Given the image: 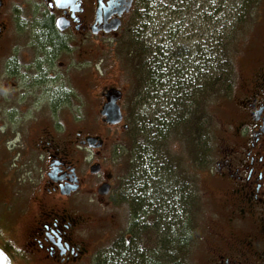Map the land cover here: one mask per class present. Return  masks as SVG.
<instances>
[{"label":"flooded vegetation","instance_id":"1","mask_svg":"<svg viewBox=\"0 0 264 264\" xmlns=\"http://www.w3.org/2000/svg\"><path fill=\"white\" fill-rule=\"evenodd\" d=\"M136 4V0H0V51L7 45L19 48L21 42H26L29 48L46 50L40 56L43 62L55 59L56 51L70 42L64 35L85 39L118 32L134 13ZM58 18L65 21V29L57 28ZM117 21L119 25L113 29ZM47 23L62 45L57 50L52 44L40 45L39 36ZM12 63L3 71L7 78L25 75ZM30 80L34 92L21 91L19 95H7L4 82H0V247L12 264H37L39 259L54 264L83 261L89 256L83 244L91 232V221L86 217V203L78 198L85 194L87 186L91 187L92 176H100L101 165L90 161L84 167L77 159L82 146L89 148L84 143L87 137L78 138L77 133V143H60L49 130L41 128L43 118L50 119L49 128L55 127L54 118L62 111L60 104L67 105L69 95L65 93L61 100L46 87L48 94L41 100V87L35 92L38 79ZM237 81L229 96L233 93L239 101L225 129L230 132L213 148L210 169L205 171L214 187L225 195L217 206L208 237L199 242L202 247L209 241L206 250L200 251L197 264H264V63L252 77L239 79L240 88L236 87ZM110 90L102 92L105 101ZM122 95L120 92L117 103ZM118 105L123 122L129 108ZM153 107L154 101L151 110ZM155 110L158 109L152 111ZM27 115L33 119L30 124L25 119ZM127 127L124 121V131ZM93 166L98 167L97 172L91 171ZM98 183L108 187L106 195L115 184L111 181L109 185L103 179ZM43 198L46 206L37 215L34 210ZM30 218L33 227L23 236L22 221ZM127 224L126 221L120 230L116 228L117 236L133 237L140 247L144 241L139 240L137 224L131 232H127ZM14 245L24 246L23 255ZM148 248L153 257V247Z\"/></svg>","mask_w":264,"mask_h":264},{"label":"trees","instance_id":"2","mask_svg":"<svg viewBox=\"0 0 264 264\" xmlns=\"http://www.w3.org/2000/svg\"><path fill=\"white\" fill-rule=\"evenodd\" d=\"M260 2L216 0L209 5L203 0L201 5L200 0H136V12L116 40V57L128 68L134 92L128 102L124 140L116 142L112 154L119 167L113 191L115 200L127 207V232L137 224L140 242L153 237L155 245L151 257L147 243L137 247L133 237L117 236L98 251L94 264H192L190 249L198 226L194 178L197 171L206 170L211 146L203 114L206 103L228 93L232 55L238 50L233 37L255 20ZM205 3L210 12L233 14L235 24H229L233 41H227L220 28L214 41L205 39L195 53L194 44L175 40L185 37L189 28L183 24L185 14L191 25L202 15L207 19V9H200ZM153 7L166 11L162 12L169 26L164 27L166 21L159 19L163 13L153 12ZM152 25L162 38H150ZM43 30L41 46L52 44L56 50L62 46L49 23ZM35 52L41 55L46 50L35 46ZM207 92L213 95L210 102ZM153 101V109L158 110H151Z\"/></svg>","mask_w":264,"mask_h":264},{"label":"rangeland","instance_id":"3","mask_svg":"<svg viewBox=\"0 0 264 264\" xmlns=\"http://www.w3.org/2000/svg\"><path fill=\"white\" fill-rule=\"evenodd\" d=\"M211 1L214 4L216 3V0H206L209 5ZM202 2L200 0L199 4L202 5ZM161 8L162 7H153L152 11L163 13L162 11L165 10L160 11ZM200 9L202 11L207 9V19H203L205 16L202 15L198 20H195L194 25H191L189 15L185 14L183 16V24L184 26L188 25L189 28L186 31L184 30L185 37L179 36V40H175L177 43L183 42L184 45L194 44L196 53L197 47H200V43L204 42L205 39H207V41L211 40V42L214 41V38L220 33V28H222V35H225V38L228 39L227 41H233L231 37L234 32L230 29L229 25L230 23L235 24V20L233 21V14L223 15L221 12H210L206 3L204 6H201ZM197 10H199V8ZM228 10H231V6H228ZM255 10V20L249 23L248 27L245 28L242 33H236L233 37L236 38L233 43L238 47V50L232 55V84L231 81H227L229 85L228 93L224 94L226 96L222 95L224 98H217L212 101L211 104L206 103V112L203 114V121L208 127L211 144L209 149L210 158H208L209 161L207 162L206 170L210 169L213 148H215V146L217 148L218 144L230 132V130L225 132V129L227 128V123L233 120L231 110H233L235 103L239 102L233 93L229 98L230 90L236 84L235 80L239 82L236 87L240 88L239 85L241 81H239V79L252 77L260 68V65L264 63V50L262 48L264 43V0H261L260 7ZM165 13L161 14L159 19H164L166 21L164 27H167L170 25V22L167 21ZM129 18L125 20L126 23ZM249 19L250 17L248 20ZM237 26L240 25L237 24ZM124 27L118 32L107 36L100 35L96 37L92 35V37L85 39L70 34L64 35L66 39L69 38L70 40L67 47L61 49V51L58 50L55 59L50 58L49 61L47 60L45 62L40 58L41 55L34 53L35 48H29L26 42H21L19 48H12L7 45L5 49L0 51V65H3L0 67V82H4V90L7 95H19L21 91L25 94L33 93L35 86L31 84V78L38 79L36 85L37 90L35 92L37 93L39 87H41L40 89L42 92L39 97L41 100H44L45 94H48V92L45 91L46 87L49 92L57 94V97L61 100V96H64L65 93L69 95V100L66 101L67 105L63 102L60 104L62 111L54 118L53 124L55 127L52 129L49 128L50 119L48 121L43 118V122H41L42 129L49 130L60 143H65L66 141L71 143L74 141L77 143V136L75 135L77 133L79 134L78 138L98 137L102 140L103 146L101 145L99 150H96L98 148H92L90 149L91 152L85 149L87 148L86 146H84L85 148L82 146L77 156V159L84 167L90 161L100 163L101 172L98 177H96V175L92 176L93 182H91V187L87 186L85 188L87 189L85 194L78 198L86 203L84 205L88 211L86 217H89L91 221L89 225L91 232L88 234L83 244L89 256L83 261H76L71 264H94V259L97 256L96 253L110 245L118 235L116 228L119 226L118 230H120L121 225L125 227L126 221L128 220L126 205L121 201L115 200L113 191L114 186L108 195H101L98 192L101 186V183H98L100 180H106L108 184L109 182L111 183V181H113L114 184L116 181V170L119 167L115 166L112 160V154H114L116 142L124 139L125 136V120L115 125L107 124L103 121L100 110L106 101L102 92L105 89L110 90L111 88L119 90L123 95L118 103L123 108H129L128 102L130 96L134 92L129 82L132 80V77L128 73L129 70L125 65H122V61L119 58L117 59V54L115 52L117 48L116 40L123 34ZM154 29L155 28L150 30V34H152L150 38L152 40L162 38L163 36L157 34L158 31ZM36 56L38 57L37 59ZM12 62L16 63L15 66L17 65L18 71L25 75H21L22 77L18 75L10 76L7 78L4 72L6 68H9L8 65H14ZM38 63L41 64L38 65ZM210 66L222 69L220 65ZM230 69L231 67L229 66L228 71ZM49 83L50 85H47ZM12 84H14V86ZM143 95H145V93H143ZM205 96L209 98L210 102V98L213 95L209 96L207 92ZM144 102L146 103V100ZM25 119L28 124L33 120L29 115H27ZM217 135H221V137L217 139ZM174 143L177 144L176 141H174ZM205 171H197V175L194 178L198 192V211L196 213L198 226L194 243L190 249L192 264L198 263L200 251L203 249L206 250L208 246L206 243L209 241H205L202 247L199 242H202L205 236L208 237L209 230L214 226V220L217 217V206L219 202L221 203L222 199H224L225 195L224 192L214 187L211 178L207 176ZM90 175H92V173H90ZM107 176H111L112 178L107 179ZM182 183H184L183 179ZM29 199V196H27V203ZM114 202H116V204H114ZM44 206H46V201L43 198L40 207L34 210L37 212V215L44 211ZM219 207H221V205ZM96 220H99V222ZM32 227L33 222L31 218L30 220L26 219L22 221L20 231L23 236L27 235ZM152 238L153 237L148 238L146 241L144 239V244L147 243L150 249H152V247L154 248L155 245V242L152 244ZM13 247L18 254L23 255V245H14ZM39 260L37 264H54L42 259Z\"/></svg>","mask_w":264,"mask_h":264},{"label":"water","instance_id":"4","mask_svg":"<svg viewBox=\"0 0 264 264\" xmlns=\"http://www.w3.org/2000/svg\"><path fill=\"white\" fill-rule=\"evenodd\" d=\"M119 25V21H117L113 27L116 29ZM56 26L59 30H63L66 28L65 21L62 18H58L56 21ZM106 96V102L102 105L100 110V114L103 116V121L107 124H118L122 121V113L120 110V106L117 103V99L120 97V92L116 89H112L108 91ZM89 148H98L102 145V140L98 137H87L84 141ZM92 172H97L98 167L93 166L91 169ZM100 194H106L108 192V187L101 186L98 189ZM0 264H12L10 257L8 254L0 247Z\"/></svg>","mask_w":264,"mask_h":264}]
</instances>
